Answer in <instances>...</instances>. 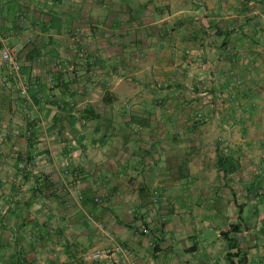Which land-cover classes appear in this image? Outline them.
<instances>
[{
    "label": "crops",
    "instance_id": "crops-1",
    "mask_svg": "<svg viewBox=\"0 0 264 264\" xmlns=\"http://www.w3.org/2000/svg\"><path fill=\"white\" fill-rule=\"evenodd\" d=\"M7 48L27 102L8 91ZM190 66L230 128L149 125L170 85L188 91ZM27 128L38 134V264H78L119 243L129 258L100 264H264V180L250 167L264 178V0H0V176L13 133L34 143ZM16 205L18 217L0 211L3 232L33 207Z\"/></svg>",
    "mask_w": 264,
    "mask_h": 264
},
{
    "label": "rangeland",
    "instance_id": "rangeland-1",
    "mask_svg": "<svg viewBox=\"0 0 264 264\" xmlns=\"http://www.w3.org/2000/svg\"><path fill=\"white\" fill-rule=\"evenodd\" d=\"M188 55L191 56L193 55V53H189ZM2 64L4 63L2 62ZM191 64L193 65V59L190 62V65ZM4 65L6 66V68H8L6 64ZM192 67L193 66L186 68V70L189 72L186 74V76L190 80V83L188 85L184 83V85L187 86L188 91H182V85L179 83L177 87H175V85H170L168 87L172 95L171 99L169 100L171 102H168L169 105L162 115L156 116L155 119H149L148 123L149 125L150 123L153 124V126H151L152 128H230V125H227V123L225 122L226 120H223L222 117L219 118L215 115L212 116L210 114L209 110L214 105V95L211 94L212 90H210V83L208 81V84L205 83L203 84V86L200 85L195 87L196 84L194 82V70ZM11 77L13 76L11 75ZM206 77L208 80L212 81L211 78L209 79L208 75ZM8 85V91L10 92V94H14L15 98H21L26 102L29 101L27 98L29 97L28 92L30 90L27 84H24L22 82V85L27 88V94H22L21 86L19 83L15 82V79H12L11 83ZM234 86L235 88L240 89L241 82H239L238 80L235 81ZM56 87L57 85L54 84V86L51 87L50 90H54V88ZM199 92L203 93V95H201L202 108L196 109L199 104L195 105L194 99L196 98V96H199ZM165 100H167V97ZM179 104H181L183 107L178 114V111H176L175 109L178 108ZM16 106H18L17 103ZM15 115L16 114L13 112L12 116ZM18 117L20 116H17V119ZM79 117L81 120L89 119V116L81 117V113ZM14 122L19 124L18 121ZM28 122H30L29 124L33 128V121H30L28 119ZM27 129L28 131H31L30 136L29 134H27V136H29L28 138H34H32V140L34 141L33 144L27 143L26 146H24L22 143H18V138H22V134L19 132V130H17V133H13L14 136L17 137V140H15L13 145H11L10 155L13 160L11 161V169L9 174L5 173L4 176H0V183H2L4 179L5 182H3V184L7 183V186H10L12 188L10 193V201L12 203V207H14L10 208V210L1 209L0 211H5V216L6 213H9L10 217L15 218L18 217L19 209H17L16 203H18L19 201L31 203L33 207L27 210L23 209L27 214L26 218L22 219L21 224L15 223L4 226L6 232H3V229L0 228V237L2 233H6L9 235V242L13 243V246L11 245V248H15V251L11 252H13V255L16 256L15 258L14 256L8 255L7 252L10 251V246L9 243H6L8 241L5 240V243L0 244V249H6L5 255L0 253V262H3L4 264H7L6 262L12 264L15 263L14 261L16 260L21 262V264H38V134L35 136L34 129ZM31 150L33 151L32 157H30L31 155L27 156V154H31ZM254 165L258 166V162L252 161L250 164V167L252 168L251 181L253 182L255 178L263 181V177H257L259 176L258 174H253L255 169L253 168ZM257 169L258 167L256 168V170ZM42 184L43 185L41 186V188H49L46 180H43ZM0 187H2L1 184ZM0 199H2V196H0ZM96 201L99 202V199H96ZM0 214L3 215L4 213ZM47 227L50 228L51 226ZM118 246H122L123 248H125L128 252V255L122 256L121 253L115 252V248ZM14 252L16 255L14 254ZM96 254H100V257H95ZM114 254H119L123 259H127L130 256L128 248L124 246V244L119 243L113 249H95L92 246L90 250H87V252L84 253V256L75 258V262H77L78 264H100L103 259L110 258ZM6 257H8L7 260L5 259Z\"/></svg>",
    "mask_w": 264,
    "mask_h": 264
},
{
    "label": "built area",
    "instance_id": "built-area-1",
    "mask_svg": "<svg viewBox=\"0 0 264 264\" xmlns=\"http://www.w3.org/2000/svg\"><path fill=\"white\" fill-rule=\"evenodd\" d=\"M2 62L7 65L9 69V74L12 75L17 83L21 86V92L22 94H27L26 87L22 85L21 80V73H22V66L15 54V52L11 49H6L2 52ZM157 194V192H155ZM143 232L145 234L149 233V230L147 228L143 229ZM115 252L121 253L122 256H127L128 252L125 248L122 246H118L115 248ZM95 257H100V254H96Z\"/></svg>",
    "mask_w": 264,
    "mask_h": 264
},
{
    "label": "trees",
    "instance_id": "trees-1",
    "mask_svg": "<svg viewBox=\"0 0 264 264\" xmlns=\"http://www.w3.org/2000/svg\"><path fill=\"white\" fill-rule=\"evenodd\" d=\"M109 99L107 98V95L104 97V102L109 103ZM81 117H87V111H82L81 112ZM232 232L233 233H238L240 232V228L238 226H232ZM224 236L227 237V234L224 233ZM230 247H236V243L234 242L233 244H230Z\"/></svg>",
    "mask_w": 264,
    "mask_h": 264
}]
</instances>
